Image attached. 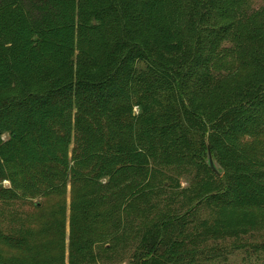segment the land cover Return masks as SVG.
Segmentation results:
<instances>
[{"label": "trees", "instance_id": "trees-1", "mask_svg": "<svg viewBox=\"0 0 264 264\" xmlns=\"http://www.w3.org/2000/svg\"><path fill=\"white\" fill-rule=\"evenodd\" d=\"M261 232L264 6L0 0V264H211Z\"/></svg>", "mask_w": 264, "mask_h": 264}, {"label": "rangeland", "instance_id": "rangeland-1", "mask_svg": "<svg viewBox=\"0 0 264 264\" xmlns=\"http://www.w3.org/2000/svg\"><path fill=\"white\" fill-rule=\"evenodd\" d=\"M250 4L254 9H258L262 6H264V0H250ZM186 183L182 181V187H184ZM70 187L67 188V194L65 196V203L66 206H69L70 203ZM58 199L56 197L46 198V199H39L36 198L33 200L34 203H42V205L45 207L44 210L47 208H51L54 204H56ZM25 209V208H23ZM68 216V212H67ZM198 217L199 218H206L207 212L204 210L198 211ZM67 224H66V232H67ZM264 241V233H255L250 237H246L242 240L243 245H246L240 250H234L231 247V241H227L225 243H218L215 244H208L209 248H214L216 251V254L220 257L213 261L211 264H264V252H258L254 251L250 248L248 245H257L261 244ZM245 242H247L245 244ZM222 253H219L221 252ZM65 252H67V236H66V242H65ZM204 264V263H203Z\"/></svg>", "mask_w": 264, "mask_h": 264}, {"label": "water", "instance_id": "water-1", "mask_svg": "<svg viewBox=\"0 0 264 264\" xmlns=\"http://www.w3.org/2000/svg\"><path fill=\"white\" fill-rule=\"evenodd\" d=\"M207 164L210 168V170L217 176L221 177V173L219 172V169L216 167L215 161L212 158L211 152L209 149H207Z\"/></svg>", "mask_w": 264, "mask_h": 264}]
</instances>
